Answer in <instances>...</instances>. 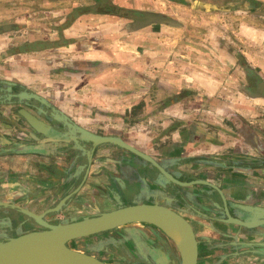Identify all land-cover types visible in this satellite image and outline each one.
I'll return each mask as SVG.
<instances>
[{
	"label": "crops",
	"instance_id": "crops-1",
	"mask_svg": "<svg viewBox=\"0 0 264 264\" xmlns=\"http://www.w3.org/2000/svg\"><path fill=\"white\" fill-rule=\"evenodd\" d=\"M140 11L165 20L138 26ZM8 87L37 93L92 133L122 138L180 181L213 185L177 187L189 206L172 189L162 197L201 229L207 254L236 251L229 240L264 250V227L232 231L205 215L223 216L216 188L238 217H247L238 204L264 206V0H0V91ZM18 106L32 111L0 104L4 186L15 203L32 202V193L51 204L83 177L66 205L78 214L162 192L141 158L112 144L98 145L81 175L80 151L33 141L29 125L16 122L19 108L12 113Z\"/></svg>",
	"mask_w": 264,
	"mask_h": 264
},
{
	"label": "water",
	"instance_id": "water-1",
	"mask_svg": "<svg viewBox=\"0 0 264 264\" xmlns=\"http://www.w3.org/2000/svg\"><path fill=\"white\" fill-rule=\"evenodd\" d=\"M115 10L118 11L119 8L115 7ZM139 14L140 17L138 16V18L134 20V23L138 26L165 20L163 19L164 15L160 13H146L140 11ZM5 90L6 91L3 92L0 91V104H18L32 110L29 111L23 107L18 109V113L29 125L25 128V131L30 134L31 139L33 141L42 142L47 138L52 142L61 140L62 142L69 143L71 145L69 150L80 151L79 160H85L84 176L91 164L93 150L100 144H112L128 151L131 155H136L141 158L145 162L143 166H149L145 168V173L159 186L166 187L169 185L174 194H177L187 205L189 203L185 200L177 187L189 184H205L215 188L213 185H210L209 182L198 179L180 181L177 177L168 173L165 168L149 154L126 143L118 136H105L90 132L35 92L28 90L13 92L11 87ZM52 130L58 132L55 133V138L51 136ZM34 133L36 135H34ZM57 134L60 136H57ZM37 136L39 138H37ZM83 179L84 177L82 181ZM78 186L70 193L59 198L55 206L39 214L26 207L11 202L7 203L1 201L0 211L3 209H10L12 212L23 216L22 223L25 224L28 222L40 229L23 232L15 236H0V264H17L12 263V260L19 256L23 250H31L34 253V258L26 261L24 260V262L19 264H66L62 255L63 250L61 243H64V246L67 248L66 250H69L72 248L69 247L67 243L71 240L89 237L90 235L102 233L131 222L139 221L151 223L150 218L155 215L171 218L185 232L187 245L185 246V255L179 252L181 257L180 264H196L197 241L191 225L179 212L158 203L133 201L131 204L117 207L112 210L84 214L81 216H71L55 223L45 220V214L60 210L66 201L75 195ZM130 187L131 185L129 183L124 187V190L129 191ZM215 190L218 193L221 203L219 204V208L223 216L205 214L208 218L246 228L264 227V206L238 204L239 209L247 214V217L241 219L230 211L221 190L218 188ZM103 264L109 263L103 261Z\"/></svg>",
	"mask_w": 264,
	"mask_h": 264
},
{
	"label": "flooded vegetation",
	"instance_id": "flooded-vegetation-1",
	"mask_svg": "<svg viewBox=\"0 0 264 264\" xmlns=\"http://www.w3.org/2000/svg\"><path fill=\"white\" fill-rule=\"evenodd\" d=\"M134 167L136 166L134 165ZM80 169L82 175V173H84L83 171L85 167L83 166V168ZM159 188H162V192L159 193V196L157 197V199H155L156 201H150L148 203H158L160 205H164L171 209H174L168 205V198H166L169 193H172L170 186L169 185L166 187L160 186ZM163 190H165L166 194H163ZM164 195L166 197L163 199L162 197ZM121 206L123 205L119 204L113 206L112 208H107V210L105 211L112 210ZM174 210L179 212L181 215H183V212H180V210L177 209ZM190 210L193 211L191 208H189V211ZM3 214L4 213H2L0 217V219L2 218V220L3 218H6L4 217V215L7 216L6 214L4 215ZM75 216H81V214ZM12 217L13 216H10L9 219H13ZM239 218L244 219L242 217ZM44 219L49 222L55 223L54 221L48 219V214H45ZM185 219L191 225L195 239L197 241L196 264H210L211 260L208 259L207 255H203V251L204 253H207V251L205 250L204 247L202 248V246L204 245L203 244L204 240L202 239L201 241L198 237V234H196V230H195L196 223L192 222L191 220H188V218L186 217ZM13 220H15L13 227L15 228L18 224H20L23 232L40 229L39 227L32 225L28 222H26L25 224L22 223L23 216L19 217L18 219L14 218ZM1 224H3L4 226H8L4 221H1ZM236 227H239L240 231L246 233L251 231V228L241 227L239 225H236ZM7 232L9 236L17 235L15 230L7 231ZM88 238L89 240L87 241V245H86V249H88L87 251L86 250L82 251L76 247L75 248L72 247L70 245L71 241H69L67 245L71 247L73 250L76 249L81 252H85L86 254L94 256L95 258L109 264H114L111 261L118 262L119 264H180L181 262L180 253L176 248L177 246L176 242H173L171 238L168 237L160 228H158L157 226L151 223L139 222V221L131 222L116 227L114 229L104 231L102 233L90 235ZM174 243L176 244V246ZM237 243L240 244H232L234 248L235 247L237 248L236 251L234 250L233 252H227L226 254L225 253L218 254L219 257L218 261L221 258L222 261L224 259L230 260L232 258H237V257L238 258L244 257L247 259V257L263 256L261 258H264V250L261 249L260 247L259 248L257 247L256 251L250 252L248 250L249 249L248 245L245 246V241H239ZM185 246H186V239H185ZM235 252L237 253L236 256L233 255Z\"/></svg>",
	"mask_w": 264,
	"mask_h": 264
},
{
	"label": "rangeland",
	"instance_id": "rangeland-1",
	"mask_svg": "<svg viewBox=\"0 0 264 264\" xmlns=\"http://www.w3.org/2000/svg\"><path fill=\"white\" fill-rule=\"evenodd\" d=\"M16 108H19V106L18 107H12V113H14V114H16ZM15 117L18 119L16 122H18V123H21V125L22 126H24V127H26V125H25V120L22 118V116H17V115H15ZM24 130H26V129H24ZM100 146V145H99ZM2 144L0 145V150H3L4 149V147H2ZM5 148H6V146H5ZM124 150V149H123ZM117 151H119L118 149H117ZM124 151H125V153H124ZM123 151V153L126 155V157H128V156H130L129 154V152L128 151H126V150H124ZM121 152V151H120ZM122 153V152H121ZM121 153L119 154V156L121 155ZM122 153V154H123ZM38 154V153H37ZM4 156H6V154H4V152H0V173H2L3 172V174H4V172H5V174H6V178H5V180L2 178V179H0V202L2 201V202H7V203H13V204H16V205H19V206H22V207H26V208H28L29 210H31V211H33V212H35V213H41V212H44L46 209H48V208H50V207H53V206H55L57 203H58V201H59V198L58 199H56V200H54L53 201V203H51V204H49V203H46L45 201H42V200H40V198H41V196L42 195H40V194H32V193H28V196L26 197V198H28L29 200H33L32 202H24V200H18V202L17 203H15L13 200H17V199H19V197H18V194H16V195H14L15 194V192L14 191H11L10 189H9V187H11V186H4V182H9L10 181V179H7V178H10V174H9V172H10V169H7L8 167H9V162L8 161H5V159H1V157H4ZM8 162V167H6V165L4 164V163H7ZM13 164V163H12ZM139 164H141V161L139 162ZM144 164V163H143ZM141 166L145 169L146 167H149L148 165H145V167L141 164ZM143 172H141V174H142ZM13 174V176H15L16 174L15 173H12ZM7 176H9V177H7ZM15 177H13L12 179H14ZM190 181V180H189ZM159 188V187H158ZM42 190V189H41ZM48 191V193L50 194V195H53V193H51V191L50 190H46V191H44V193L45 192H47ZM74 197V196H73ZM72 197V198H73ZM72 198H70L68 201H66V203L64 204V206L60 209V210H57L56 212H49V213H47L48 214V219L49 220H51V221H54V222H58V221H61V220H63V219H66V218H69V217H71L72 215H79V214H81V215H83V214H90L89 212L88 213H79L78 214V212L77 211H72V210H67L66 209V205L68 204V202L72 199ZM182 209H183V207H181ZM102 209H106V208H102ZM101 209V210H102ZM107 210V209H106ZM103 211V210H102ZM183 211H185V210H183ZM2 213H4V214H6L7 216H5L4 214V217H6V218H3V220H2V218L0 219V236H4V235H9L8 234V232L7 231H12V230H15L16 231V233L17 234H19L20 232H23L22 231V229H21V226H20V224H18L15 228L13 227V225H14V221L15 220H13L14 218L16 219H18L19 217H22V215H19V214H17V213H14V212H12L10 209H3V210H1L0 211V217H1V214ZM10 216H13L12 218L13 219H9V217ZM11 220V221H10ZM1 221H4V222H6V224L8 225V226H4L3 224H1ZM223 223V222H222ZM224 224V223H223ZM154 225V224H153ZM224 226H227L228 227V229L229 230H239V227H236V225L235 224H226L225 223V225ZM227 229V230H228ZM195 230L198 232H200L201 231V229H197V226L195 225ZM167 235V234H166ZM168 237H170L169 235H167ZM203 235H199L198 234V237H199V239L202 241V239H203V237H202ZM231 236V235H230ZM171 238V237H170ZM233 238V237H232ZM231 238V239H232ZM173 241H175L173 238H171ZM89 240V238L88 237H84V238H79V239H75V240H71V242H70V245L72 246V247H76V248H78V249H80V250H82V251H87L88 249H86V245H87V241ZM234 240V239H233ZM230 242H232L231 240H229ZM176 242V241H175ZM235 242V241H234ZM237 242V241H236ZM176 244H177V247H179V245H178V243L176 242ZM226 245V244H225ZM230 245H232V243H229V247H230ZM205 248V246L203 245L202 246V248ZM180 248V247H179ZM220 251L217 253L216 251H214V252H212V254H207V253H204V251H203V255H207V257H208V259L209 260H211V262H210V264H264V260L262 261V260H260L259 258L257 259V258H252V257H247V259L246 258H244V257H241V258H232V259H224L223 261H222V258L221 259H219V261H218V254H226L227 252H233L234 250H230V248L228 249V248H221V249H219ZM235 259V260H234ZM238 259H240L241 261H237ZM256 260V261H255ZM112 263H114V264H119L118 262H113V261H111Z\"/></svg>",
	"mask_w": 264,
	"mask_h": 264
},
{
	"label": "bare ground",
	"instance_id": "bare-ground-1",
	"mask_svg": "<svg viewBox=\"0 0 264 264\" xmlns=\"http://www.w3.org/2000/svg\"><path fill=\"white\" fill-rule=\"evenodd\" d=\"M150 222L151 224H154L155 226L160 228L165 234L173 238L180 247V248L177 247L176 244L174 243L177 250L185 255V239H186L185 232L181 230V228L171 218L162 215H155L150 218ZM61 247L63 250L62 255L66 264H103V261L95 258L94 256L86 254L85 252H81L79 250L76 249L73 250L69 248H68L69 250H66L67 248L66 246H64V243H61ZM33 258H34V253L31 250H23L19 256H17L12 260V263L19 264L24 262V260L26 261Z\"/></svg>",
	"mask_w": 264,
	"mask_h": 264
}]
</instances>
